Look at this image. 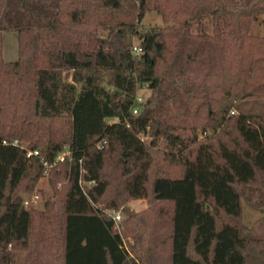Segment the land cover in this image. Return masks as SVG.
<instances>
[{"label":"trees","instance_id":"obj_1","mask_svg":"<svg viewBox=\"0 0 264 264\" xmlns=\"http://www.w3.org/2000/svg\"><path fill=\"white\" fill-rule=\"evenodd\" d=\"M257 19L264 0H0V264H264L241 217L264 212ZM44 173L54 198L24 204Z\"/></svg>","mask_w":264,"mask_h":264},{"label":"rangeland","instance_id":"obj_2","mask_svg":"<svg viewBox=\"0 0 264 264\" xmlns=\"http://www.w3.org/2000/svg\"><path fill=\"white\" fill-rule=\"evenodd\" d=\"M141 26L147 27V26H159L163 25L162 17L159 13H157L154 10H148L145 12L142 20H141ZM250 31L252 33L256 34H264V26L260 23V21L254 20L251 24ZM133 45L138 46V39L136 36H133L132 38ZM2 42H3V59L6 61H13L18 58V37L17 32L15 30H6L2 32ZM64 77L69 79V72H64ZM148 89L146 87V84H142L137 89V95H141L142 98H144L147 93ZM114 118H108V121L113 120ZM163 141L159 143L160 146H163ZM36 195V199H34V203L32 202L33 206L36 208H41L43 204L44 198H54L53 196V186L51 184V181L47 175V173H44L42 176H40L35 185L34 189L25 195L24 198H29L30 196ZM146 198H129L127 201H125L124 206L131 211H140L144 209L148 202ZM122 206L119 208L114 207H103L102 210L107 214H118L119 219H122L123 213H122ZM242 220L249 225H251L256 233L259 235H264V212H260L258 210H254L247 206L244 202L242 203V213H241Z\"/></svg>","mask_w":264,"mask_h":264},{"label":"built area","instance_id":"obj_3","mask_svg":"<svg viewBox=\"0 0 264 264\" xmlns=\"http://www.w3.org/2000/svg\"><path fill=\"white\" fill-rule=\"evenodd\" d=\"M132 50L134 51V52H136V53H139L140 51H141V48L139 47V46H137V45H133V47H132ZM143 98L141 97V95H137V100H142ZM132 111H133V113H135L136 111H137V107L136 106H134L133 107V109H132ZM231 112H233V110H231ZM12 143L13 144H17V140L16 139H14L13 141H12ZM35 155V154H38V151L36 150V149H34V150H32V149H28L27 150V156H30V155ZM63 154L64 153H60L56 158H55V161H57L58 159H62L63 158ZM42 162H43V165L45 166V171H47V169L53 164V163H48L46 160H42ZM36 195H34V196H30L29 198H26L25 200H24V204H26V205H28L29 203H31V202H33L34 201V199H36ZM113 216V218L116 220V221H118L119 220V215L118 214H113L112 215Z\"/></svg>","mask_w":264,"mask_h":264}]
</instances>
